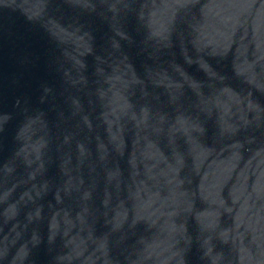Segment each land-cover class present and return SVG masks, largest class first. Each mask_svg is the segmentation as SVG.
<instances>
[{"label":"water","instance_id":"1","mask_svg":"<svg viewBox=\"0 0 264 264\" xmlns=\"http://www.w3.org/2000/svg\"><path fill=\"white\" fill-rule=\"evenodd\" d=\"M0 264H264V0H0Z\"/></svg>","mask_w":264,"mask_h":264}]
</instances>
